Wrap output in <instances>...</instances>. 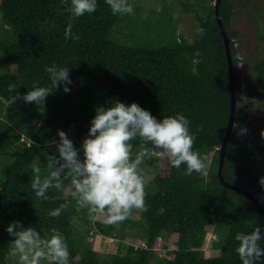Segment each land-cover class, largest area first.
I'll list each match as a JSON object with an SVG mask.
<instances>
[{"label":"trees","instance_id":"16d2710c","mask_svg":"<svg viewBox=\"0 0 264 264\" xmlns=\"http://www.w3.org/2000/svg\"><path fill=\"white\" fill-rule=\"evenodd\" d=\"M206 1L177 0L184 12H193L199 19L192 40L182 35L178 38L171 13L134 7V15H113L105 0H97L94 13L74 22L72 31L80 39L66 41L64 31L70 14L61 0H0L1 17L11 31V37L0 41L5 67L0 72V154L10 151L0 163V264H7L13 248L14 237L6 231L12 222L32 227L42 237H49L53 228L59 230L69 246V264H152L164 231L175 249L169 251L167 259L154 257L155 264H242L234 237L256 226L264 232V215L242 193L225 187L217 174L219 147L229 115V72L214 6ZM232 14V0H221L219 17L230 39L238 92L239 73L232 47L237 33L229 29ZM124 23L127 35H133L131 44L116 35ZM198 28L205 30L203 35L197 33ZM260 30L264 42V19L260 20ZM53 64L70 69V92L65 93L62 84L46 98L43 108L25 103L22 97L34 86L51 87L45 69ZM251 69L256 88L264 95V55ZM10 83L16 85V91H8ZM116 101L126 105L135 102L158 120L183 114L196 137L194 150L200 156H211L208 175H185L186 165L175 169L154 150L161 156L153 154L142 165L155 169L146 177V183L154 185L152 193L146 191L148 211H134L130 219L108 226L102 220H90L83 209V232L74 238L70 221L76 214L73 199L55 189L47 193L50 199L37 198L31 187L33 165L44 169L47 154L56 152L50 148L52 141H59L58 130L74 142L85 138L96 108L114 106ZM247 107H236L222 176L251 192L264 210V188L254 173L264 154V140L240 142L237 137L244 127ZM14 124L23 127V135ZM132 143L134 152L139 151V140ZM66 200L69 207L59 217L49 215ZM160 208L165 209L163 214H158ZM136 212L140 213L138 220ZM222 227L227 231L218 254L205 259L201 250L207 244L206 235ZM91 228L105 237L128 241L135 236L144 243L102 260L85 241ZM261 243L264 246V241Z\"/></svg>","mask_w":264,"mask_h":264},{"label":"clouds","instance_id":"9594fccd","mask_svg":"<svg viewBox=\"0 0 264 264\" xmlns=\"http://www.w3.org/2000/svg\"><path fill=\"white\" fill-rule=\"evenodd\" d=\"M61 3L70 14L64 39L78 41L79 34L72 31L74 22L85 14L94 13L97 0H61ZM105 3L113 15L135 14L129 0H105ZM196 31L203 35L205 30L198 28ZM45 70L51 87L34 86L22 97L25 103L43 108L46 98L62 84L63 91L70 92L69 68L53 64ZM16 89L15 84L8 85L9 92ZM189 125L190 121L181 113L158 120L135 102L126 105L116 101L111 107L98 106L81 148L78 149L64 131L58 130L59 141L51 142L56 152L47 154L44 169L33 167L31 187L37 198L48 200L50 189L65 191L68 182L67 191L78 207L87 209L90 220H102L108 226L119 225L130 219L134 211H148L146 177L155 169H142L141 165L152 158L154 150H159L175 169L186 165L185 175L196 172L207 177L208 168L200 153L194 150L196 137ZM137 139L140 149L134 152L132 141ZM259 183L264 188V177ZM68 207L66 200L49 215L59 217ZM164 212V208L158 210V214ZM6 231L14 237L11 254L18 257L19 264H69V246L65 236L56 228L51 230L49 237H42L36 229L12 222ZM234 239L239 242L235 251L242 264H264L261 243L264 232L259 226L248 233H236Z\"/></svg>","mask_w":264,"mask_h":264},{"label":"rangeland","instance_id":"374dc122","mask_svg":"<svg viewBox=\"0 0 264 264\" xmlns=\"http://www.w3.org/2000/svg\"><path fill=\"white\" fill-rule=\"evenodd\" d=\"M214 0H207V5H213ZM233 2V14L229 22V29L237 33L236 37L232 39V47L234 49L236 61V67L239 73V91L236 92V106L241 107L247 105V118L244 123L243 129L237 134L240 142H247L250 139H255L259 142L264 140V95L256 88V75L252 71L251 67L259 61L264 55V42L260 40V20L264 19V0H232ZM133 7H139L142 9H155L160 8L162 12L171 13L173 21L176 27V35L181 38L182 35L188 40H192L194 37V31L199 24V19L195 13L184 12L183 8L179 5L177 0H131ZM153 10V11H155ZM156 12V11H155ZM156 24V23H155ZM122 24L117 28V37L122 41L128 39L129 43L133 41V35L130 37L127 35L128 28ZM173 25L171 23V27ZM171 32V31H170ZM126 34V35H125ZM138 35V34H137ZM11 37V31L4 23L0 14V41ZM138 41V40H137ZM5 69L4 62L0 56V72ZM17 132L24 134V129L18 124H14ZM71 139V137L69 138ZM84 137L80 140H73L76 147H81ZM235 147V145H234ZM51 151H56L55 145L50 148ZM156 156H161L158 152H154ZM158 154V155H157ZM10 151H5L0 154V163L8 158ZM81 159L83 153H80ZM201 158L204 160L207 168L211 162V156L203 155ZM35 164L33 165V167ZM141 168L144 167L141 165ZM254 173L258 176L259 180L264 177V154H262L254 168ZM70 187L68 182L65 184V191L62 193L65 196H69L70 193L67 189ZM145 189L148 193L154 191V185L151 182H147ZM71 197V195H70ZM72 198V197H71ZM76 206V214L70 217L71 223L74 224L73 237L76 238L78 233L83 232V209L78 207L75 200H73ZM134 218L138 220L140 213L136 212ZM226 227L220 229H213L206 236L208 238L206 246L201 250L202 256L206 259L215 256L219 252V248L224 241L226 234ZM133 232V230H132ZM138 235V234H137ZM85 241L91 245L102 260H108L114 254H125L126 250L130 246H137L139 243H144L142 238H130L127 240H121L117 237H105L94 231L91 228V233L85 237ZM158 241L162 244L161 247L156 250L154 257L165 258L169 256V251L175 249V245L168 236V232L164 231L160 235ZM166 241V243H165ZM164 243L167 245L163 247ZM12 250L7 256V264H19L18 257L13 256ZM151 259L152 264L156 263L155 258ZM46 264V262L44 263Z\"/></svg>","mask_w":264,"mask_h":264},{"label":"water","instance_id":"95a60500","mask_svg":"<svg viewBox=\"0 0 264 264\" xmlns=\"http://www.w3.org/2000/svg\"><path fill=\"white\" fill-rule=\"evenodd\" d=\"M221 0H214L213 6H214V13L216 17V21L219 28V34L221 35L223 39V45L224 50L227 58V64H228V72H229V115H228V121L226 125V129L224 132L223 139L221 141V145L219 147L220 154H219V163H218V170L217 174L219 177L220 182L227 188H230L232 190L238 191L242 193L244 196H246L248 199L252 201V203L260 210V212L264 215V210L260 206V204L257 202V199L253 196V194L247 190H244L242 188L236 187L235 185H232L228 182H226L222 176V168L223 163L225 159L226 154V148H227V141L232 134V129L234 126V114L236 110V88H235V80H234V67L232 62V56H231V49H230V39L229 36L225 30L224 25L221 22V19L219 17V4Z\"/></svg>","mask_w":264,"mask_h":264},{"label":"built area","instance_id":"2783aa9c","mask_svg":"<svg viewBox=\"0 0 264 264\" xmlns=\"http://www.w3.org/2000/svg\"><path fill=\"white\" fill-rule=\"evenodd\" d=\"M153 154H154V152H153ZM158 155V154H157Z\"/></svg>","mask_w":264,"mask_h":264}]
</instances>
